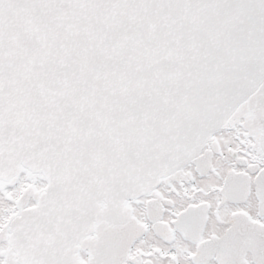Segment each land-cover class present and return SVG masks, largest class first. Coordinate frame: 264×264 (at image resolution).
I'll list each match as a JSON object with an SVG mask.
<instances>
[{
	"label": "snow or ice",
	"instance_id": "snow-or-ice-1",
	"mask_svg": "<svg viewBox=\"0 0 264 264\" xmlns=\"http://www.w3.org/2000/svg\"><path fill=\"white\" fill-rule=\"evenodd\" d=\"M0 264H264V0H0Z\"/></svg>",
	"mask_w": 264,
	"mask_h": 264
}]
</instances>
